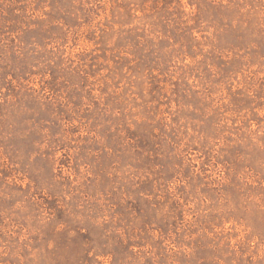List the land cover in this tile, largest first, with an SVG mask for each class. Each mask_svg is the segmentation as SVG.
<instances>
[{
    "label": "rangeland",
    "instance_id": "rangeland-1",
    "mask_svg": "<svg viewBox=\"0 0 264 264\" xmlns=\"http://www.w3.org/2000/svg\"><path fill=\"white\" fill-rule=\"evenodd\" d=\"M0 264H264V0H0Z\"/></svg>",
    "mask_w": 264,
    "mask_h": 264
}]
</instances>
